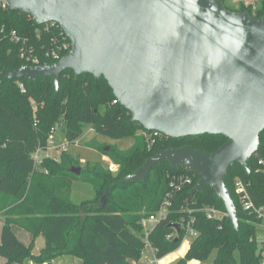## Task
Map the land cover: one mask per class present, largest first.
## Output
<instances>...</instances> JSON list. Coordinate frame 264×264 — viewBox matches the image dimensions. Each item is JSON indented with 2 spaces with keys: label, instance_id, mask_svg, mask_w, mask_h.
Wrapping results in <instances>:
<instances>
[{
  "label": "trees",
  "instance_id": "16d2710c",
  "mask_svg": "<svg viewBox=\"0 0 264 264\" xmlns=\"http://www.w3.org/2000/svg\"><path fill=\"white\" fill-rule=\"evenodd\" d=\"M232 11L248 12L255 18L264 15V0L255 9L241 4L236 10L222 0ZM63 29L55 24H38L32 16L12 10L0 3V71H14L26 64H53L50 53L61 39ZM38 62L33 63L32 59ZM24 85V89L20 87ZM116 99L108 81L90 73L76 76L67 69L61 75L56 92L49 76L0 81V257L5 264H23L27 259L45 264L64 255L82 259V264H127L126 257L141 256L146 244L156 251L158 258L176 249L187 232L183 220L194 219L192 227L197 235L186 255L175 264L189 260L203 261L216 251L214 264H235L238 254L242 264L258 263L257 220L242 210L234 181L243 179L254 200L264 203V130L260 134L257 151L249 158L250 172L235 163L225 178L236 205L238 228L227 215L224 203L215 196L212 187L193 192L200 176L186 165L172 167L168 162L155 165L149 176L141 181H125L145 161L170 147L189 145L212 153L229 138L223 134H201L170 137L148 130L138 121H130L131 112ZM84 124L92 125L97 134L115 139L134 137L128 149L112 146L106 150L97 139L86 145L102 151L116 172L100 162L87 161L80 173V159L63 152L59 158L47 150L57 126L65 130L66 141L75 142L82 134ZM43 155L36 161L35 153ZM190 176L192 182L184 178ZM92 185L95 197L81 203L72 201L74 182ZM179 187V189L176 188ZM166 213L143 238L134 233L142 231L143 218L157 215L162 207ZM215 206L224 212V218L209 219L201 210ZM113 210L108 214V209ZM179 224L180 232L169 227ZM17 226L36 240L25 244L14 231ZM175 237H169L171 234ZM44 245L38 247V238ZM143 239V241H142Z\"/></svg>",
  "mask_w": 264,
  "mask_h": 264
},
{
  "label": "water",
  "instance_id": "95a60500",
  "mask_svg": "<svg viewBox=\"0 0 264 264\" xmlns=\"http://www.w3.org/2000/svg\"><path fill=\"white\" fill-rule=\"evenodd\" d=\"M4 1L38 24H58L72 49L53 64L4 68L0 81L49 76L57 92L67 69L77 77L103 76L131 112L130 121L148 130L170 137L227 136L212 153L189 145L162 150L125 181H141L163 162L186 165L200 176L193 192L212 187L238 228L225 178L235 163L251 171L248 160L264 130V15L229 10L222 0ZM169 227L180 232L179 224Z\"/></svg>",
  "mask_w": 264,
  "mask_h": 264
},
{
  "label": "rangeland",
  "instance_id": "374dc122",
  "mask_svg": "<svg viewBox=\"0 0 264 264\" xmlns=\"http://www.w3.org/2000/svg\"><path fill=\"white\" fill-rule=\"evenodd\" d=\"M248 2L249 0H226L227 5L236 10L240 9L242 3H244L245 6H248L249 4ZM260 2L261 0H255V4H256L255 6L256 7L257 5L259 6ZM95 136L103 144L104 146L103 148L105 149L106 147H109L110 149L112 146H116L120 149H128L134 144V140H135L134 137L132 136L115 139L105 135L97 134L93 129L92 125L84 124L81 136L73 143L68 142V145L63 149V144L66 141V137L64 132H62V128H60V126H57L51 140L52 148L47 150V154L59 158L63 152H66L72 155L73 157L79 158L80 166L78 168H80V170L83 166L86 165L87 161L100 162L104 167L112 168L111 160L106 155H104L102 151H97L86 145V143ZM116 169H112V170L116 172ZM95 195H96L95 190L93 189L91 184L79 182V181L74 182L71 198L72 201H74L75 203H81L84 200H88L90 198L95 197ZM112 210L113 207H110L108 209V214H110ZM153 226L154 223L148 220L143 230L136 232V234L141 238H143V234H146V230H151ZM1 227L2 225L0 223V228ZM13 228L15 233L19 237H21L22 232L27 234L28 236L30 235L27 231L22 230L17 226H14ZM194 238H195L194 236L186 234L185 238L183 239V243L189 245L191 244ZM257 239L258 240L264 239V222L262 223V225L257 226ZM32 241L34 243L36 242L34 238ZM37 249L38 247L36 248V250ZM215 255H216V251H214L208 259L203 261H194V263H190V264H214L213 260ZM153 260L155 261V258ZM154 261L151 263L150 259L145 257L144 263L140 262V264H157ZM6 262H7L6 260L1 261L2 264H5ZM23 264H38V263H35L32 259H27ZM45 264H82V259L74 255L64 254L55 258L52 262ZM235 264H242L238 254L236 255Z\"/></svg>",
  "mask_w": 264,
  "mask_h": 264
},
{
  "label": "built area",
  "instance_id": "2783aa9c",
  "mask_svg": "<svg viewBox=\"0 0 264 264\" xmlns=\"http://www.w3.org/2000/svg\"><path fill=\"white\" fill-rule=\"evenodd\" d=\"M0 3L4 7H8L7 3L4 0H0ZM248 3H249L248 5H251L253 7V9L256 8L255 0H249ZM44 24L54 26L56 23L50 22V23H44ZM61 36H62L61 39H59L57 37L54 38L56 41H58V43H57V46L55 48H53V50L50 53V56L54 60H56V62L61 60L72 49L71 41L68 38V36L65 34L64 31H62ZM32 61H33V63H37L38 59L33 58ZM32 65H37V64H32ZM20 87L22 89H24L23 84H20ZM116 102H119L118 99L114 100V103H116ZM154 133H155V135L160 134V132H157V131H155ZM67 145H68V141H65V143L63 144V149ZM51 148H52V144H51L49 149H51ZM42 155L43 154L41 152L37 151L34 155L35 160L36 161L41 160ZM259 162L264 167V158H260ZM116 168H117V166L115 164H113L111 169H116ZM184 180L187 183L192 182V178L190 176H186L184 178ZM176 188L179 189L178 186H176ZM234 191L236 193V196L238 198V201H239V204H240L242 210L253 215L257 220V225H262V223L264 222V203L260 202V201H256L253 199V197L250 193V190H249V186L243 179L237 178L234 181ZM168 205H169V203H166L157 215H152L149 218H143L141 221L143 227L146 226V223L148 220H150L152 223L156 224L160 220V218L165 215L166 207ZM201 210L206 214V216L209 219H212V220L221 221L225 215L223 211H221L220 209H218L215 206H205L204 208H201ZM193 222H194V219L190 218L189 220H183L182 225H183V228L186 229L187 234L195 237L197 235V232L192 227ZM149 231L150 230H146V235L149 233ZM175 236L176 235L173 233L169 237H175ZM257 244H258V248H259V250H258L259 251L258 252V263L257 264H264V239H262V240L257 239Z\"/></svg>",
  "mask_w": 264,
  "mask_h": 264
},
{
  "label": "crops",
  "instance_id": "0c3cea01",
  "mask_svg": "<svg viewBox=\"0 0 264 264\" xmlns=\"http://www.w3.org/2000/svg\"><path fill=\"white\" fill-rule=\"evenodd\" d=\"M60 128H62L60 126ZM64 129H62V132H63ZM112 166H113V163H112ZM0 223L1 225L3 226V223H4V219L2 217H0ZM144 228V227H143ZM1 230V228H0ZM23 230V229H22ZM23 233V232H22ZM21 233V237L20 240L23 241L25 244H30V242L32 241V236L31 234L28 236L27 234ZM135 235H137L136 233H134ZM146 237V234L144 236V239ZM25 240H23V239ZM143 241V239H142ZM183 241L181 242V244L174 250L170 251L169 253H167L166 255H164L163 257L161 258H158L156 256V251L151 247L149 246L148 244H146L142 250V253H141V256L136 259L133 255H129L126 257V261H127V264H140V262H143L144 263V259L145 257L149 258L150 259V262L152 263L155 258V261L157 264H175L180 258L184 257L186 255V253L188 252L189 248H190V245L191 244H182ZM2 260H5L4 258L0 257V264ZM194 261H199L197 259H192V260H189L187 264H190V263H194Z\"/></svg>",
  "mask_w": 264,
  "mask_h": 264
},
{
  "label": "clouds",
  "instance_id": "9594fccd",
  "mask_svg": "<svg viewBox=\"0 0 264 264\" xmlns=\"http://www.w3.org/2000/svg\"><path fill=\"white\" fill-rule=\"evenodd\" d=\"M242 44H243V40L237 41V48H239L240 46H242Z\"/></svg>",
  "mask_w": 264,
  "mask_h": 264
}]
</instances>
